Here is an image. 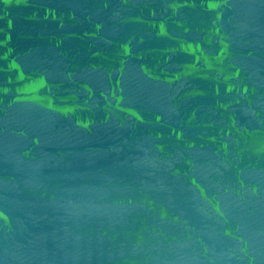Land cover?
Here are the masks:
<instances>
[{
	"label": "water",
	"instance_id": "obj_1",
	"mask_svg": "<svg viewBox=\"0 0 264 264\" xmlns=\"http://www.w3.org/2000/svg\"><path fill=\"white\" fill-rule=\"evenodd\" d=\"M0 264H264V0H0Z\"/></svg>",
	"mask_w": 264,
	"mask_h": 264
}]
</instances>
